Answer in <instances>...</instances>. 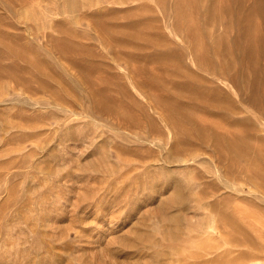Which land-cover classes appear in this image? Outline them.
<instances>
[{
  "label": "rangeland",
  "instance_id": "374dc122",
  "mask_svg": "<svg viewBox=\"0 0 264 264\" xmlns=\"http://www.w3.org/2000/svg\"><path fill=\"white\" fill-rule=\"evenodd\" d=\"M0 264H264V0H0Z\"/></svg>",
  "mask_w": 264,
  "mask_h": 264
},
{
  "label": "bare ground",
  "instance_id": "6f19581e",
  "mask_svg": "<svg viewBox=\"0 0 264 264\" xmlns=\"http://www.w3.org/2000/svg\"><path fill=\"white\" fill-rule=\"evenodd\" d=\"M92 120V119H91ZM68 134V133H67ZM71 136V135H70ZM85 137V136H84ZM81 140V139H80ZM92 141V140H91ZM90 142V141H89ZM59 143V142H58ZM93 143V142H92ZM69 146V145H68ZM63 165V164H62ZM107 167V166H106ZM238 241V240H237Z\"/></svg>",
  "mask_w": 264,
  "mask_h": 264
}]
</instances>
